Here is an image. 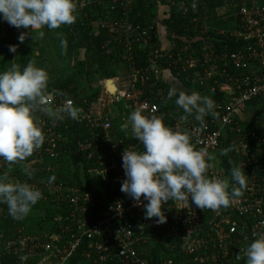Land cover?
<instances>
[{
	"label": "built area",
	"instance_id": "2783aa9c",
	"mask_svg": "<svg viewBox=\"0 0 264 264\" xmlns=\"http://www.w3.org/2000/svg\"><path fill=\"white\" fill-rule=\"evenodd\" d=\"M102 1L105 0H96L94 4ZM86 2L87 0H75L78 10H84ZM110 4V11L121 7L126 12L130 10L131 2L111 0ZM182 5L185 13L188 8L185 4ZM238 15L240 29L232 32L231 36L243 41L240 50L230 54H217L204 39L205 26H195L199 31L195 37L202 41V45L198 46V58L193 59V55H190L180 66L174 62L179 67V72L183 73L193 69L197 62L200 63L202 72L195 73L198 85H209L210 92L225 98V104L218 108L222 114L188 132L183 130L180 119H176L168 127L186 132L194 149H203L212 156L222 144V135L228 132V147L242 159L237 165L243 167L246 177L243 195L233 199L227 208L215 212L199 209L190 203L185 205L169 201L168 205H162L167 217L165 223L158 224L155 218L145 219L142 205L135 206L134 201L120 190L126 178L122 168V152L125 148L143 151L142 144L139 141L129 143L123 139L115 140L111 135L109 119L99 113H90L88 109H80L75 122L85 138L77 143L78 150L79 153H85L89 177H98L110 184V204L106 210L101 209L98 214L101 218L94 220L92 210L85 206L87 197L80 198L78 189H67L54 181L51 184L48 180L43 181L39 186L41 191L58 201L66 192L71 193L65 200L68 206L65 225L59 223L52 233L41 236L19 234L16 243L8 242L7 249L15 258V264H148L146 259L140 258L142 246H157L158 242L164 240L167 252L192 256V264H240L244 258L242 249L254 238L264 235V164L258 157L264 154V139L255 134H242L239 128L232 127L236 112L244 110L247 103L264 97V6L253 4L250 9L243 6ZM101 26L108 27L111 31L117 28L124 33L123 49L128 57L131 56L134 44L146 48L150 42L149 30L135 27L128 21L110 24L101 22ZM2 29L3 34L10 29L11 34L21 33L22 30L7 22H2ZM183 50H187V47ZM250 64H256V68L250 70ZM129 66V88L121 92L116 90L113 94L105 89L104 94L112 96L113 101H124L131 111L139 109L145 116L160 118L159 106L165 98L162 90L152 91V85L159 80L161 69L154 64L137 68L134 61ZM231 70L235 72L230 73ZM150 77L154 82L149 85ZM149 87L148 96H141V92ZM64 102L59 104L53 96L51 103L55 108ZM34 114L45 135L43 145L50 147V157L56 158L57 155L53 153L55 141L62 137L55 130L61 124L42 112ZM43 145L37 151L38 160L43 158ZM46 170L49 172L52 169L48 167ZM207 175L209 178L225 179L222 169L212 167ZM141 200L143 201V197ZM245 217H251L249 220L252 223L246 224L243 221ZM242 225L246 232L239 234L238 227ZM20 257L26 259L22 262ZM164 264L174 263L172 259H168Z\"/></svg>",
	"mask_w": 264,
	"mask_h": 264
},
{
	"label": "trees",
	"instance_id": "16d2710c",
	"mask_svg": "<svg viewBox=\"0 0 264 264\" xmlns=\"http://www.w3.org/2000/svg\"><path fill=\"white\" fill-rule=\"evenodd\" d=\"M110 2L111 0H105L100 4L95 3L92 6L94 7L93 10L92 7H88L84 12L87 15L86 17H83V12L77 13L81 10L76 7L75 23L53 29V40L57 42V48L60 49L58 51V63L65 60L64 64L59 63L60 66L58 64L55 69L51 68L52 64L44 55L43 45L37 44L32 31L26 36L24 42L20 43L18 36L22 32H27V30L22 28L21 33L11 34L10 29L3 34L1 31H3L2 22L4 21H0V72L8 70L13 63L23 69L31 61L35 66L44 69L48 73V91L51 93L56 90L60 93L59 95H53L59 104L71 100L74 107L79 108V106H82L87 110V103L96 98L98 91L90 90L89 94L83 89L80 91L81 79L89 81L90 77L98 75L99 80H104L103 83H105V80L117 77L116 69H119L123 74L127 73L131 61H134L137 67L154 64L161 69V74L159 80L152 86L154 91L162 90L165 98V103L159 106L160 118L166 126H171L172 121L176 118L181 119L184 113L182 109L174 103H170L171 101L167 99V92L171 86L166 83L167 75L162 78L163 71H168L183 88L191 92L195 91L210 99L217 96L215 93L210 92L209 85H198L195 73L202 72L199 62L190 71L179 72L178 66L182 65L188 56L193 55V59L199 56L198 46L202 45V41L195 37L199 34L198 28L195 29V26H205L204 39L217 54H230L242 48L243 41L231 36L232 32L240 29V17L238 15L240 9L243 6L250 9L253 4L264 6V0H130V10L125 12L121 7L110 11ZM182 4H185L188 8L185 13H183ZM160 6L167 8L168 12L158 23ZM219 12L223 17L229 15L227 22L216 21ZM124 21H128L135 27L149 30L150 35V42L147 47L140 48L139 44H134L129 57L123 49L124 33L117 28L111 31L108 27L101 26V22L110 24L114 22L123 23ZM225 23H227L226 26ZM159 27H161L160 30ZM215 28L223 30L222 33L217 32ZM61 40L66 42V47H61ZM10 45H17L15 53L9 51ZM185 47H187V50L184 51ZM174 62H177L178 66H175ZM250 66V70L256 68V64H250ZM234 72L230 71V73ZM153 82L152 77H150L148 84L150 85ZM208 83L211 84L210 81ZM108 90L113 93L115 86L112 85V88H108ZM143 94L144 96L147 95V91H143ZM263 101L264 98H258L247 103L245 107H255ZM112 108L120 117L130 115V112L123 107L122 103H115ZM221 114L222 112L219 111L217 115ZM211 118L213 117H205L204 122ZM236 120V118L233 119L232 127L245 128L246 131H242V134L259 136L254 129L240 124ZM70 121L69 118L58 121L61 126L55 128V131L60 133L62 137V139H56L55 141L53 153L57 155L56 158H51L50 147L43 145L40 170L36 169L39 157L37 152H34L32 156L26 158L23 162L14 165L0 164V174H6L10 179L13 178L14 180L36 185L37 188L42 185L43 181L55 176V183L61 184L67 189L76 188L80 198L87 197L88 202L91 200V205H88V202L85 203L90 211L94 206L106 210L110 204L112 188L108 182H104L98 177H89L87 173L89 166L86 164L85 153H80L81 165L73 161L71 156L73 143L82 142L85 134L77 126V128L75 126L72 128L73 124ZM182 122V128L186 132L195 126L202 125L194 119V116H189L187 119H183ZM64 126H67L65 127L67 129L62 128ZM242 128L241 130H244ZM226 133L228 134V132ZM112 134L115 140L123 139L129 143L138 141L134 137L127 136V133L121 130V124L112 129ZM221 146L219 149L222 148ZM228 152L229 155H233L231 150L228 149ZM258 157L264 164V154ZM33 160L35 161L33 162ZM48 161L54 162L50 163ZM237 161L239 163L242 159L229 160L227 169L229 177L230 168L236 166ZM25 165H29L34 170L31 179L23 173ZM48 167L52 169L49 172L46 170ZM262 176L264 178V174ZM41 192L42 199L32 207L26 217L20 220L12 219L7 213V206L0 205V264H15V258L8 251L7 243H16L19 234L41 236L52 233L59 223L65 225V218L68 213L65 200L71 196V193L66 192V195H62L58 201L55 197H51L43 191ZM103 196L105 199H102ZM209 213L206 218H208ZM100 218V215L94 216V220ZM249 219L252 218L245 217L243 221L246 224H251L252 221ZM19 230H21L20 233ZM239 232H246L245 226L238 227ZM165 242V240L160 241L157 246L156 244L142 246L140 258L146 259L148 264H164L168 259H172L174 264H192V256L186 257L181 256L179 253L167 252L164 248ZM240 264H246V257L242 259Z\"/></svg>",
	"mask_w": 264,
	"mask_h": 264
},
{
	"label": "clouds",
	"instance_id": "9594fccd",
	"mask_svg": "<svg viewBox=\"0 0 264 264\" xmlns=\"http://www.w3.org/2000/svg\"><path fill=\"white\" fill-rule=\"evenodd\" d=\"M0 21L26 29L27 32L18 36V41L23 43L30 31L43 38L44 28L53 30L75 23L76 3L75 0H0ZM61 47H66L63 40ZM9 51L15 53L17 45H10ZM48 81V73L31 61L23 69L13 63L8 70L0 72V163L23 162L41 149L45 135L35 120L37 111L55 121L65 117L78 119L79 109L71 100L52 107L53 95L60 93L56 90L50 93ZM173 97L175 105L183 110L182 120L194 116L203 124L205 117L216 116L215 101L207 96L170 87L167 99ZM121 130L130 132L143 145V151L125 148L122 152L126 178L120 190L135 206L142 205L145 219L155 218L156 223H165L167 217L162 205H168L169 201L190 203L215 212L227 208L233 199L243 195L246 177L241 165L230 168L231 184L228 179L209 178L207 173L214 157L203 149H194L186 132L169 128L162 118L145 116L137 109L121 124ZM23 173L31 179L34 170L25 165ZM54 180L55 176L49 177L48 183ZM141 197L147 203H143ZM40 199L42 192L35 185L0 174V205L7 206L12 219L26 217ZM242 253L246 264H264V235L254 238ZM20 259L23 262L26 258Z\"/></svg>",
	"mask_w": 264,
	"mask_h": 264
},
{
	"label": "crops",
	"instance_id": "0c3cea01",
	"mask_svg": "<svg viewBox=\"0 0 264 264\" xmlns=\"http://www.w3.org/2000/svg\"><path fill=\"white\" fill-rule=\"evenodd\" d=\"M89 4H91V2H89ZM137 68H141V67H137ZM166 75H167L166 83L169 84L171 87H177L179 90H183L185 92H191V91L183 88L178 83L176 78L173 77L171 74H169L168 71H163L162 78H163V76H166ZM110 80H112V83L115 86V91L116 90H118L120 92L121 91H125V90H127L129 88V85H130V70L127 71V73L124 76V78H120V77H116L115 78L114 77V79H110ZM92 88H93V86L91 85V90H92ZM102 89H104V90L101 91ZM105 89H106L105 83L103 84V87L101 89L100 88H95V91H98V94H97L96 98L93 101H90V102L87 103V108H88V111L90 113H97V114L99 113L104 118H107V119H109L111 121V126H112L111 135H113L112 134V129L115 126H118V125L124 123L127 120L128 117H120V116H118L117 113L113 110L112 106L115 103H122L123 107L126 110H128L130 113L133 112V111L128 109L127 104L124 101L123 102L113 101V97L112 96L109 97V95L104 94ZM149 90H150V87H149V89L147 88L146 90H144V91H147V95H145V96H144L143 91H142L141 92L142 93L141 96H143V97L148 96V94H149L148 91ZM152 91H154L153 88H152ZM109 98L113 102H109L110 101V100H108ZM259 99H261V98H259ZM212 100L215 101V105H216L215 112H216V115H217L218 112H219V110H218L219 106L221 107V106H223L225 104V98L216 96ZM170 101H171L170 103H174L175 104V97H173V99H171ZM164 103H165V99H164L163 104ZM109 105H112V106L109 107ZM78 109L80 111V109H84V108L82 106H79ZM97 109H98V111H97ZM207 117H212V116L209 115ZM235 118L238 120V122L240 124L247 125L250 128L254 129V131L257 132L259 137L264 139V101L262 103H260L259 105L255 106V107H245L244 110L236 112L235 113ZM176 119H179V118H176ZM176 119H174L172 121L171 125L174 124ZM71 123L73 124L72 128L74 126L75 127L77 126L75 120H71ZM65 127H67V126H65ZM241 128L239 127L241 133H242V131H246L245 128H242L244 130H241ZM65 129H67V128H65ZM127 136L133 137L130 132L127 133ZM222 136H223L222 137V146H221L222 148L219 149L214 154V156H213L214 159L211 161V163L213 165L212 166L213 169H217V170L218 169H222L224 171V174H225V179H228L229 182L231 183V178L229 177V174H227L229 160H233V159H236V158L238 159L240 157L238 155H236L228 147V140H229L228 134L225 132ZM77 143L76 144L73 143V147L71 148V152H72L71 156H72L74 162H76L78 165H81L80 153H79V150H78ZM228 149L233 152V155H229ZM225 150H227L225 152V154L221 155V153L224 152ZM41 161L42 160H38V163L36 164V169L37 170L41 169V164H40V163H42ZM237 163H238V161L236 162V164ZM33 167H34V165H33ZM11 180H13V179L11 178ZM100 213H101V209L100 208H98L96 206H94L92 208V215L96 216V215H98Z\"/></svg>",
	"mask_w": 264,
	"mask_h": 264
},
{
	"label": "rangeland",
	"instance_id": "374dc122",
	"mask_svg": "<svg viewBox=\"0 0 264 264\" xmlns=\"http://www.w3.org/2000/svg\"><path fill=\"white\" fill-rule=\"evenodd\" d=\"M87 2H86L87 3V7L83 11L77 12V13H82L83 12V14H84L83 17H86L87 16L84 13L85 10L88 7L91 8L92 6H94L93 0H87ZM89 2H91V4H89ZM93 9H94V7H92V10ZM92 10H91V12H92ZM166 12H168L167 11V8L160 6V8L158 10V23H160L161 20L166 16L165 15ZM228 17H229V15L224 16V17L221 16V12H219V15H218V18H216V21L219 22L220 20H222L223 22H227L228 21ZM229 24H230V22H229ZM226 25H227V23H225V26ZM159 30H160V27H159ZM215 30L217 32H220V33H222V31H223L221 29H216V28H215ZM42 31H44V37L43 38H40L37 32H33L32 31V35H33L35 41L37 42V44H40V45L42 44L43 45V50L45 52L44 55L46 56V58L48 59V61L52 64L51 65V68L52 69H55L56 67H58V64L59 63L60 64H64L65 60L59 61V63H58V51L60 49L57 48V42L53 40V37H52L53 36V30H49L47 28H44V29H42ZM60 64H59V66H60ZM115 72L117 73L116 76L117 77H120V78H124V76L126 75V73L123 74L121 71H119V69H116ZM107 80H110V79H107ZM107 80H105V81H107ZM103 81L104 80H99L98 75H96V76L94 75L93 77H90V80L89 81H86V80L81 79L80 91H81V89H83L84 91L87 92V94H89L90 93V90H91L90 85L93 86L92 90H95V88H100L101 89L103 87V84H104ZM112 85H113V83H110L108 85V88H112ZM103 90L104 89H102L101 91H103ZM111 106L112 105H109V107H111ZM97 111H98V109H97ZM34 161L35 160H33V162ZM48 162L53 163L54 161H48Z\"/></svg>",
	"mask_w": 264,
	"mask_h": 264
},
{
	"label": "water",
	"instance_id": "95a60500",
	"mask_svg": "<svg viewBox=\"0 0 264 264\" xmlns=\"http://www.w3.org/2000/svg\"><path fill=\"white\" fill-rule=\"evenodd\" d=\"M110 83H112V80H107L106 82H105V86H106V90H107V92H109V90H108V85L110 84ZM115 92V91H114ZM113 92V93H114ZM113 93H110L109 92V94H113Z\"/></svg>",
	"mask_w": 264,
	"mask_h": 264
}]
</instances>
